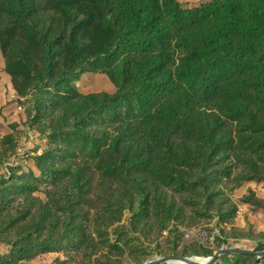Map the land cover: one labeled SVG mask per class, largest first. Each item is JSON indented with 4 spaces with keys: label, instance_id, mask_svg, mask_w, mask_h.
Returning a JSON list of instances; mask_svg holds the SVG:
<instances>
[{
    "label": "rangeland",
    "instance_id": "rangeland-1",
    "mask_svg": "<svg viewBox=\"0 0 264 264\" xmlns=\"http://www.w3.org/2000/svg\"><path fill=\"white\" fill-rule=\"evenodd\" d=\"M178 1L194 9L211 0ZM7 17L0 28V264H141L172 254L210 257L223 247L264 250V142L243 139L231 156L187 169L195 184L161 194L181 207L170 219L137 182L126 187L121 172L99 167L94 134L106 116L65 119L55 100L68 91L77 100L114 94L109 76L80 48L65 50L50 72L35 34ZM64 62L74 71H62ZM218 165L229 175L219 178ZM234 264H264V256L243 254Z\"/></svg>",
    "mask_w": 264,
    "mask_h": 264
},
{
    "label": "trees",
    "instance_id": "trees-1",
    "mask_svg": "<svg viewBox=\"0 0 264 264\" xmlns=\"http://www.w3.org/2000/svg\"><path fill=\"white\" fill-rule=\"evenodd\" d=\"M7 16L35 34L50 72L80 48L109 76L114 94L55 100L65 119L106 116L94 134L99 167L121 172L126 187L137 182L170 219L181 207L161 194L195 184L187 169L231 156L243 139L264 142V0L194 9L178 0H0V28ZM62 69L74 71L69 62ZM227 169L218 165V177Z\"/></svg>",
    "mask_w": 264,
    "mask_h": 264
},
{
    "label": "water",
    "instance_id": "water-1",
    "mask_svg": "<svg viewBox=\"0 0 264 264\" xmlns=\"http://www.w3.org/2000/svg\"><path fill=\"white\" fill-rule=\"evenodd\" d=\"M228 254H236V255H256L258 257L264 256V250L254 251L247 250L241 248H232V247H223L219 249L214 255L210 256L208 260H199V258L203 257H190V256H181V255H165L151 258L144 263L141 264H214L216 263L222 256Z\"/></svg>",
    "mask_w": 264,
    "mask_h": 264
},
{
    "label": "bare ground",
    "instance_id": "bare-ground-1",
    "mask_svg": "<svg viewBox=\"0 0 264 264\" xmlns=\"http://www.w3.org/2000/svg\"><path fill=\"white\" fill-rule=\"evenodd\" d=\"M209 257H203V258H199V260H208Z\"/></svg>",
    "mask_w": 264,
    "mask_h": 264
}]
</instances>
